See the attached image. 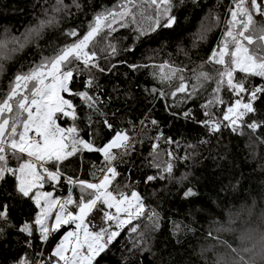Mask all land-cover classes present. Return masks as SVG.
Listing matches in <instances>:
<instances>
[{"label": "snow or ice", "instance_id": "1", "mask_svg": "<svg viewBox=\"0 0 264 264\" xmlns=\"http://www.w3.org/2000/svg\"><path fill=\"white\" fill-rule=\"evenodd\" d=\"M17 8L28 17L22 31L0 23V264H246L252 249L225 238L233 213L215 220L210 202L194 207L202 169L193 166L213 151L218 207L250 178L249 162L258 174L239 212L252 224L259 209L242 236L264 252V0ZM173 45L191 68L172 52L156 61ZM181 121L194 142L172 131ZM236 137L249 148L239 165L225 143ZM177 199L193 206L187 223L165 210ZM201 235L214 243L194 245Z\"/></svg>", "mask_w": 264, "mask_h": 264}, {"label": "trees", "instance_id": "2", "mask_svg": "<svg viewBox=\"0 0 264 264\" xmlns=\"http://www.w3.org/2000/svg\"><path fill=\"white\" fill-rule=\"evenodd\" d=\"M17 5L20 7H25L26 5V0H0V23H10L13 25V32L16 33L17 29L19 31L23 30L22 25L27 22V15L26 14H21L19 9L17 8ZM13 9H16V11H13ZM216 35V34H214ZM188 36L187 34L185 35V39H187ZM212 43H215V39L212 40ZM153 47L159 48V45H154ZM207 47V45H205ZM172 52L174 54V58L177 59V62L183 61L184 64L188 67L191 68L192 64L190 61L187 60L184 56H179L178 58L175 57V45L171 49L169 48H164L163 52L159 53L156 57V61L159 62L161 58H164L167 56V53ZM151 55V53H149ZM32 57L29 55L28 60H31ZM138 59H140L138 57ZM193 60L196 61V63H199V59L196 57H193ZM151 62V61H149ZM18 66V65H16ZM121 71H126V69H121ZM143 72V70H141ZM123 77L122 76H117L113 77V80L119 84L121 87L123 85L121 84ZM135 79H138L141 84H145L148 87H151V78L147 75H142V74H137V77ZM157 118L161 120L162 125H165V114L163 113L162 107L158 105L157 108ZM183 122H179L176 125V128H174L172 131H179L181 134L184 135V139L188 140V142H194V138L196 136L195 132L190 133L191 139L189 138V134L185 133V129L180 126ZM189 128L192 126L189 125ZM165 132H168L169 129L167 126H165ZM177 139H180V136H177ZM183 142V141H182ZM225 143L228 144L229 146V151H231L234 155L233 158L236 160L237 165H239L241 162L245 161L248 159V153H249V148H247L246 145V138H232L231 141L229 142L227 139L225 140ZM258 151L262 154H264V147L258 149ZM183 155V152L180 153ZM216 153L215 151L209 153L205 152L204 153V158L201 160V163L198 166H193V167H198L202 169L201 172V179L199 181V188L198 191L201 193V197L197 198L195 208H199L201 203L205 202H210L211 207L214 209L216 213H219L220 215L218 216H211V214L207 213V210H205V214L210 215L211 219L215 220H220L221 217L224 219H227L228 213L231 211L233 213V228L237 230L236 233H231V234H226L225 238L233 245L237 247L241 243V238L237 234L238 233V228L237 226L240 224V222L246 218L247 214L240 213L239 210L242 205H244L246 202H250L249 200V194L250 192L252 194H255L257 191V185L259 184V176L256 173H253L252 168L249 165L246 166L243 169V173L245 177H250L249 179H244L241 181L240 185L238 186L237 190L229 196L228 200L223 203L222 206L218 207L216 203L211 202V200H214V197L211 198L209 197V192L213 188V181H219L221 179L220 176H215L213 173L217 171L216 168V163L215 161L211 158L215 156ZM207 165V167H205ZM184 169L182 168L181 171ZM239 171V168L237 169ZM90 178V177H89ZM230 177L225 178V182H228ZM193 206L187 205L184 201L177 199L175 201V204L170 205V206H165V210L168 211L170 210L171 212V219L174 222H184L187 223L185 220V216L188 214L189 211H191ZM239 213V214H238ZM209 220H204L201 222V224H198L197 227L201 228V232H205L209 228ZM169 227H171V224H169ZM214 241L205 239L203 235L200 236L199 239H194L193 244L197 246L201 245H211L213 244ZM254 243H252L249 247V249L253 248ZM224 249H219V251H223ZM248 255V253H246ZM115 259L119 258V253L115 254ZM192 260L193 264H199V261L194 258L190 257ZM247 262V261H246Z\"/></svg>", "mask_w": 264, "mask_h": 264}, {"label": "rangeland", "instance_id": "3", "mask_svg": "<svg viewBox=\"0 0 264 264\" xmlns=\"http://www.w3.org/2000/svg\"><path fill=\"white\" fill-rule=\"evenodd\" d=\"M259 209L256 210L255 216L253 217L254 223H250V218L246 216L245 219H243L240 224L237 226L238 228V235L241 238V243L237 245V249H243V248H249L252 243H254L255 248H252V251L248 253V255L245 253L244 255L247 256V262L246 264H264V252L261 251V242L259 241L258 237L255 240H250L246 237H243V232L250 226L256 227L257 224L260 223L259 221ZM234 233L237 232L236 229H234ZM224 251V250H223Z\"/></svg>", "mask_w": 264, "mask_h": 264}]
</instances>
